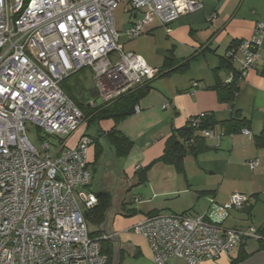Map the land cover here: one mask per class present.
<instances>
[{"label":"built area","instance_id":"1","mask_svg":"<svg viewBox=\"0 0 264 264\" xmlns=\"http://www.w3.org/2000/svg\"><path fill=\"white\" fill-rule=\"evenodd\" d=\"M120 3H127L135 15L122 32L113 18ZM201 3L0 0V264H107L101 241L111 236L91 237L84 218L97 203L87 161L93 141L82 135L68 147L84 118L61 83L87 69L102 104L128 94L160 72L142 58L124 53L119 37L138 38L155 21L169 34L175 21L199 10ZM263 36L264 22H257L250 39L226 51L225 59L238 67L224 84L241 82L255 67ZM134 111L139 112L138 107ZM204 117L199 114L187 124L199 130ZM28 127L40 138L57 139L56 152L51 154L49 143L41 138L42 155L28 140ZM200 132L214 138L211 130ZM241 133L249 136L246 129ZM258 164L253 160L248 166L253 170ZM247 201V196L233 194L223 208L242 210ZM259 228L264 229V223L245 230L223 229L203 216L157 213L132 230L146 241L152 264H203L230 257L243 242L264 241Z\"/></svg>","mask_w":264,"mask_h":264},{"label":"crops","instance_id":"2","mask_svg":"<svg viewBox=\"0 0 264 264\" xmlns=\"http://www.w3.org/2000/svg\"><path fill=\"white\" fill-rule=\"evenodd\" d=\"M121 6L122 14L127 16L124 23L117 22L114 17ZM212 15L215 17L208 20ZM113 18L116 29L122 32L133 24L135 15L127 3H120L113 12ZM257 22H264V0H202L201 8L182 15L171 25L169 34L155 21L138 38L119 37L118 43L124 53L142 58L160 74L137 87L144 85L149 88L135 106L139 112L134 111L117 125L112 120L105 121L102 131L116 128L132 143V149L126 158L120 160L115 159L109 149L108 164L104 162V150L95 166V174L101 166L107 172L118 170L119 176L125 174L128 185V180L134 179L137 167L144 169L154 163L162 155L172 132L187 125L191 118L204 114L215 124L209 129L214 138L203 137L200 131L197 132L204 149L195 156L185 157L182 174L172 166L155 163L148 169L146 181L136 190L137 196L133 198L135 208H129L125 198H121L115 204L111 221L105 216L106 220L98 229L101 235H109L110 239L117 238L120 242L118 264H122L123 250L134 256L144 254L152 264L146 241L132 230L151 213L185 214L193 218L203 216L223 229L245 230L264 223V209H259L260 195H264V147H257L253 141V137L264 130V36L261 57L238 83V93L233 101H225V92L219 89L220 84L227 81L229 72L238 67L236 63H230L231 69L226 67V51L250 39ZM193 83L198 86L193 87ZM92 103L94 106L102 105L98 96L89 102V106L93 107ZM165 105L166 108L163 107ZM235 114L247 122L249 136L225 134L222 124ZM79 137L76 134L74 138L70 137L73 139L69 145L71 148ZM216 137H220L219 141ZM90 156L93 161V146ZM253 160H258L259 164L250 170L248 163ZM89 168L92 172L91 165ZM243 171L248 172L246 178H243ZM241 181L248 184V188L237 187ZM92 182L93 176L90 187L94 191H104L97 181L95 185ZM126 185L125 190H129ZM225 186L227 190H224ZM233 194L247 196L250 200L248 205L238 211L225 210L223 206ZM179 200H184V203H178ZM206 203L208 206L205 207ZM131 212L134 213L131 215ZM110 239L112 264L115 248ZM247 246L248 242L246 250L250 253ZM173 264L184 263L176 261Z\"/></svg>","mask_w":264,"mask_h":264},{"label":"trees","instance_id":"3","mask_svg":"<svg viewBox=\"0 0 264 264\" xmlns=\"http://www.w3.org/2000/svg\"><path fill=\"white\" fill-rule=\"evenodd\" d=\"M27 1V0H25ZM226 67L231 69V64L226 59L224 60ZM84 70V69H83ZM82 70L73 73L68 78L63 80L61 83V88L66 94V96L75 104V106L81 111L86 124V130L84 136H88L93 141L94 148V160L92 164L93 171H95V166L98 160L104 153L103 143H106L112 152L115 159L126 158L132 149V143L122 135L116 128L108 132H103L98 128V124L102 121L112 120L115 125L119 124L125 118L134 114V107L137 105L138 101L144 97L149 88L147 86H142L136 88L128 94L119 97L108 104L96 105L94 107L89 106V102L96 99L97 93L94 89L91 90V96H84V88L76 82L75 85L70 86L67 84V80L71 79L74 75L81 72ZM233 81L231 84H220V90L225 92V101L231 102L235 97V93L238 92V83ZM215 124V121L211 117H204L200 123L199 130H195L187 125L182 128L176 129L172 132V135L167 139L162 155L151 165L144 169H138L135 172V177L137 178V183L142 184L146 181V174L148 169L159 162L165 165L172 166L178 173H183V161L185 157L192 155L195 156L204 149V143L202 138L197 134L200 130L211 129ZM224 126L225 134L235 135L241 133V130L248 129L247 122L238 114H235ZM93 128L92 131L89 129ZM92 132H94L92 134ZM253 141L257 147H264V130L257 136L253 137ZM94 177V172L92 173ZM91 192L95 195L97 199L96 205L87 210L84 213L85 221L89 225L94 226L96 229L90 231L91 237H97L101 235V231L98 229L103 225L107 211L111 206V196L104 191H94L90 187ZM249 198L247 203L243 208H245L249 203ZM134 213V212H133ZM131 212V215L133 214ZM151 213L150 215H155ZM260 233L264 237V229L259 228ZM258 249L254 252H247L246 242L239 245L236 256L230 260L229 264H242L249 258L254 256L259 252H264V241H257ZM111 245L108 240L101 241L102 251L107 255V264L111 262Z\"/></svg>","mask_w":264,"mask_h":264},{"label":"rangeland","instance_id":"4","mask_svg":"<svg viewBox=\"0 0 264 264\" xmlns=\"http://www.w3.org/2000/svg\"><path fill=\"white\" fill-rule=\"evenodd\" d=\"M122 6L120 8H118L117 11H115L114 13V17H115V20L117 22L119 21H122L123 23L126 21V15L125 14H122ZM121 43H123L124 41L121 40L120 41ZM76 82H79V84L84 88V96L85 97H89L91 96L90 92L92 89H94L93 87V83H92V79L90 78V72L86 69V70H82L81 72L77 73L76 75H74L71 79L67 80V84L70 85V86H73L75 85ZM105 121H102L98 124V128L103 130V125H104ZM103 128V129H102ZM93 128H90L89 130L92 131ZM28 132H27V137H28V140L30 141V143L37 149L39 150V152L44 155L42 149H41V143H42V140L43 141H47L50 145V153L51 154H54L58 148V141L57 139L53 138V137H48V138H44L43 135H40L41 138L39 137V135L37 134L36 130L32 127H28ZM86 130V124L83 123L78 129L77 131L71 136L72 138H74L75 134L76 135H80L82 136L84 134ZM44 138V139H43ZM70 138L69 141H68V147H70L69 145L72 144V141L73 139ZM72 139V140H71ZM102 142V141H101ZM103 147H104V150H105V160L104 162H106L107 164L109 163V160L107 159V157H109V149L110 147L106 144V143H103ZM71 148V147H70ZM90 149V150H89ZM88 149V162L90 164L93 163L92 161V158L90 156V151L92 149V146H90ZM92 167V172L93 171V166L91 165ZM96 171V170H95ZM102 169V166L97 170L96 174L94 172V177H93V182H92V185L97 181V184L100 185L104 191H106L110 196H111V207L112 209L110 208V210L108 211L106 217L108 216L109 217V220L111 221V218L113 217L112 213L114 212L113 209H116L115 207V204L117 203V200L118 199H121V198H125V200L127 201L128 203V206L129 208H135V203L133 202V198L135 196H137V189L139 188V183H137V178L134 177L133 180H128V185H126L127 183V180L124 178L125 177V174H120L121 176H119V171L118 170H113V171H104ZM122 171H124L122 169ZM248 172L246 171H243L242 174H243V178H246L245 176H247ZM135 175V174H134ZM244 181H246L244 179ZM133 182L135 183V185L133 186ZM94 184V185H95ZM125 185L126 187H130L129 190H125ZM239 186V188H248V184L245 185L243 181H241V184L240 185H237V187ZM99 186H97V188H101ZM230 187V186H229ZM227 186H225V189L224 190H227ZM203 202V201H202ZM178 203H184V200H179ZM259 203H260V211H262L264 209V195L261 194L260 195V200H259ZM262 205V206H261ZM205 207L208 206V204L206 203L204 205ZM263 207V208H262ZM235 211V210H234ZM106 220V218H105ZM104 220V221H105ZM109 221V223H110ZM88 228L90 231H93L95 230L96 228L92 225H89L88 224ZM110 228V226H109ZM248 242V250L250 252H254L255 250L258 249V243L256 241H253V240H249L247 241ZM147 244V243H146ZM148 247V245H147ZM238 248H235L232 252H231V255L230 257H226V256H221L219 259L217 260H213V261H208V262H204L203 264H229L230 262V258H234L237 254V250ZM148 250H149V253L151 255V260H152V253H151V250L149 249L148 247ZM122 258H123V261H122V264H149V260L148 258L144 255V254H141V255H138V256H134L132 253L126 251V250H123L122 252ZM180 263V262H179ZM170 264H173L172 262Z\"/></svg>","mask_w":264,"mask_h":264},{"label":"water","instance_id":"5","mask_svg":"<svg viewBox=\"0 0 264 264\" xmlns=\"http://www.w3.org/2000/svg\"><path fill=\"white\" fill-rule=\"evenodd\" d=\"M110 240L113 241L114 248H115L112 264H118L120 242L117 240V238H112ZM242 264H264V252H259L255 254L254 256H252L251 258H249L247 261H245Z\"/></svg>","mask_w":264,"mask_h":264}]
</instances>
